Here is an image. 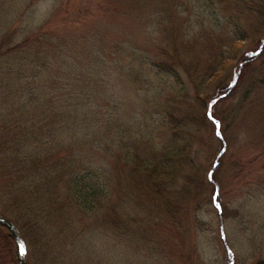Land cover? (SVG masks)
Wrapping results in <instances>:
<instances>
[{
  "label": "rangeland",
  "instance_id": "1",
  "mask_svg": "<svg viewBox=\"0 0 264 264\" xmlns=\"http://www.w3.org/2000/svg\"><path fill=\"white\" fill-rule=\"evenodd\" d=\"M263 34L264 0H0V213L24 226L4 139H56L55 156L107 176L91 210L58 192L69 227L42 226L51 259L37 264H264V41L245 55ZM184 66L214 70L202 99ZM225 89L211 105L220 137L191 117L193 194L129 176L122 151L162 146L167 110H206Z\"/></svg>",
  "mask_w": 264,
  "mask_h": 264
},
{
  "label": "trees",
  "instance_id": "2",
  "mask_svg": "<svg viewBox=\"0 0 264 264\" xmlns=\"http://www.w3.org/2000/svg\"><path fill=\"white\" fill-rule=\"evenodd\" d=\"M171 52L172 58H178L176 46L172 47ZM251 57L253 55L248 59ZM248 66L249 62L247 61L241 67L248 68ZM263 68L264 60L259 64V69ZM184 69L187 72L189 83L192 85L193 94L202 99L204 88L207 87L205 85L213 76L214 70L210 68L205 69L204 72H190L185 66ZM262 75L264 76L263 73ZM240 76L241 74L238 75V77ZM235 88L236 86H233L231 89ZM177 91L176 89L175 92ZM193 116H196L198 120H205V107H200L199 111H193L192 114L185 109H181L178 115L167 110L163 122L167 126L168 136L162 146H153L140 153L134 149L130 150V148L122 151L124 159L129 164V176L136 179L140 177L147 179L151 183L150 186L157 190V193H160V188H164L165 185L169 186L168 182L180 178L183 183L182 193L193 194L195 191L191 190L192 187L189 184L194 180L196 173L192 171V166L195 163L191 153L198 136L197 126L191 118ZM23 128L25 129V127ZM40 133H44V131L41 130ZM21 136L14 138L13 141L4 139L1 142L5 149L3 150L4 155L9 160L12 157L17 159L16 162L15 159L11 160L8 165L10 170L12 168L15 170V185L8 191L10 193L9 200L21 213L22 223L26 227L23 229L24 226H17L25 244L23 264H37L49 258L45 249L50 245L48 246V241L43 238L46 231H42V226L49 223L51 226L56 223L59 227L67 226V230L69 227L67 218H62L64 212L61 211L62 205L58 204V192H62L60 194L67 197L68 202L78 209L91 210L93 205L102 201V196L106 191L102 185L107 182L105 178L107 176H101L98 173L91 179L81 171L73 169L75 165L68 155L55 156V145L59 142L56 139L45 138L42 134L32 137L33 139ZM121 149L123 150L122 147ZM37 248L39 251H44V255L38 254L35 250ZM56 262L57 259L54 257L46 264H55ZM16 263L12 237L7 228L0 224V264Z\"/></svg>",
  "mask_w": 264,
  "mask_h": 264
},
{
  "label": "water",
  "instance_id": "3",
  "mask_svg": "<svg viewBox=\"0 0 264 264\" xmlns=\"http://www.w3.org/2000/svg\"><path fill=\"white\" fill-rule=\"evenodd\" d=\"M262 41H264V36L260 40V43H259L258 47L255 50L247 51L245 55H256L258 53V51L260 50V48H261ZM235 78H236V73L233 74L232 79H231L230 83L227 86V90L234 83ZM223 94L224 93H220L219 95H223ZM217 98H218V96H214L208 101L205 114H206V118L208 120H210L214 124L215 134L218 137H220V133H219V129H218V127H219L218 119L213 117L211 115V113H210L211 112V103L213 101H215ZM215 162H216V157L213 159V164H212L211 168L209 169V171L207 173V176H208L209 179H212L210 174H211V171L213 169V166L215 165ZM214 186H215V191H216V184H214ZM213 199H214L213 201H215V207L217 209V212L219 213L220 212L219 202L215 199L214 195H213ZM0 224L7 228L9 234L11 235V237H12V239L14 241L15 257H16L17 264H23L24 242H23V239H22V236H21V233H20L19 229L13 223V221H11L9 218L5 217L1 213H0ZM221 237H223L222 231H221ZM227 250H228V248H227ZM228 259H229V264H233L231 254L229 255Z\"/></svg>",
  "mask_w": 264,
  "mask_h": 264
}]
</instances>
